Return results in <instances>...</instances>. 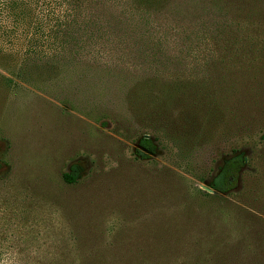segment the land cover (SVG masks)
<instances>
[{
  "label": "rangeland",
  "instance_id": "1",
  "mask_svg": "<svg viewBox=\"0 0 264 264\" xmlns=\"http://www.w3.org/2000/svg\"><path fill=\"white\" fill-rule=\"evenodd\" d=\"M0 164V264H264V0H0Z\"/></svg>",
  "mask_w": 264,
  "mask_h": 264
},
{
  "label": "trees",
  "instance_id": "2",
  "mask_svg": "<svg viewBox=\"0 0 264 264\" xmlns=\"http://www.w3.org/2000/svg\"><path fill=\"white\" fill-rule=\"evenodd\" d=\"M85 1V0H84ZM88 5H81L80 3L70 1L67 10V20L65 21V28L67 31L66 45L67 47L73 46V42L85 48L93 40V31L91 28L94 26V20L86 18L79 20V15L82 13V8H87ZM79 34V37H77ZM81 34V35H80ZM96 42V41H95ZM94 42V43H95ZM98 44V43H95ZM73 52H70V55ZM71 61V60H70ZM140 149L137 151L140 157L143 159H149L157 151V146L150 138H142L139 142ZM247 159L243 152H236L234 155L225 160L218 174L213 178L210 185L211 189L220 193H230L239 186L240 176L243 169L246 167ZM1 169V164H0ZM79 170L76 166H73L70 173L65 175V180L69 183H73L77 180Z\"/></svg>",
  "mask_w": 264,
  "mask_h": 264
}]
</instances>
